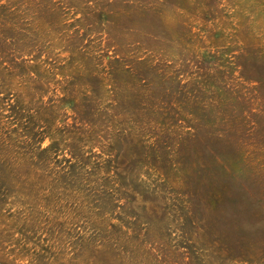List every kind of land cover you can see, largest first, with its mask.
<instances>
[{
	"label": "rangeland",
	"instance_id": "374dc122",
	"mask_svg": "<svg viewBox=\"0 0 264 264\" xmlns=\"http://www.w3.org/2000/svg\"><path fill=\"white\" fill-rule=\"evenodd\" d=\"M0 264H264V0H0Z\"/></svg>",
	"mask_w": 264,
	"mask_h": 264
}]
</instances>
